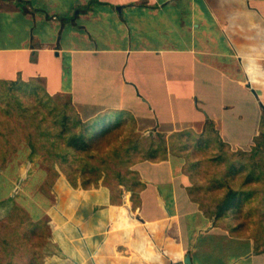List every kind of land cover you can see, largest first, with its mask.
<instances>
[{
	"label": "crops",
	"instance_id": "0c3cea01",
	"mask_svg": "<svg viewBox=\"0 0 264 264\" xmlns=\"http://www.w3.org/2000/svg\"><path fill=\"white\" fill-rule=\"evenodd\" d=\"M17 79L70 101L96 128L117 125L112 145H167L156 160L133 151L115 170L128 171L124 182L106 170L72 185L59 172L53 204L32 215L49 218L44 264H264V231L208 217L210 201L189 192L201 167L169 149L208 123L230 150L254 146L264 0H0V80Z\"/></svg>",
	"mask_w": 264,
	"mask_h": 264
},
{
	"label": "trees",
	"instance_id": "16d2710c",
	"mask_svg": "<svg viewBox=\"0 0 264 264\" xmlns=\"http://www.w3.org/2000/svg\"><path fill=\"white\" fill-rule=\"evenodd\" d=\"M115 130H118L117 125L96 128L93 121L82 120L70 101L55 99L36 81L0 80V166H3L7 155L19 139L30 144L32 152L27 145L19 143L10 157L16 154V158L23 160L27 155L32 158L33 153L50 154L72 185H77L78 180L83 186L97 183L102 172L107 170L104 165L108 159L114 161L118 158V167H128L134 161L133 151L141 155L142 159L156 160L166 156L167 145L164 140L158 144L132 146L126 143L112 147L110 138ZM178 135L180 139L185 140L182 143H171L169 149L173 154L182 153L186 158V167L192 172L199 171L203 161L202 157L194 160V154L203 153L205 149L211 154L207 158L209 161L214 164L223 163V169L212 176V181L209 182L211 184H203L195 179L189 192L196 200H202L201 194L210 201L201 203L202 206L207 205L204 211L208 217L227 222L226 226L231 230H240L243 224L237 221L236 225H232V221L243 216L246 202L256 198L258 194L261 195L260 202L264 201V186L257 184L253 188H246L253 181L259 183L264 180V113L260 120L259 133L254 140L255 144L250 151L230 150L211 123L206 125L201 134L185 131ZM41 162L46 170L38 171L45 176L52 161L48 157H41ZM7 165L3 173L6 171L9 174ZM17 169L18 166L13 169L14 174ZM126 172L116 171L117 180L124 182ZM21 174L22 180L25 172ZM237 175L242 180L238 186L233 182ZM27 177L28 175L23 181L28 180ZM11 187L9 183L7 189ZM214 189L222 190L221 194L215 195L216 193L212 192ZM249 210L253 214L255 211L259 213L260 221H264V208L262 212L258 208ZM14 212L18 217L15 233L21 236L24 240L22 244L27 249L26 264H44L40 247L51 235L47 221L41 219L32 224L27 213L15 205L7 215L10 223L13 222ZM34 214L35 217L39 215L35 211ZM26 224L30 225L28 229H25ZM22 226L25 230L20 233ZM8 239L0 236V242L11 249L21 245L19 237L14 242Z\"/></svg>",
	"mask_w": 264,
	"mask_h": 264
},
{
	"label": "rangeland",
	"instance_id": "374dc122",
	"mask_svg": "<svg viewBox=\"0 0 264 264\" xmlns=\"http://www.w3.org/2000/svg\"><path fill=\"white\" fill-rule=\"evenodd\" d=\"M23 143L27 145V147L30 148V151L32 152L30 144L26 143L22 139H19L16 143L15 147L19 144ZM113 147V145L111 144ZM14 149L10 152V154L7 155L3 166H0V236H5L6 238H9L8 240L11 241H17L18 237L19 239V246H17L14 249L9 248L4 243L0 242V264H26L25 256L27 254V249L24 244V240H22L21 236L16 235L15 231H17V220L18 217L16 216V213H13V222H9L7 219L8 213L13 209V206H19L22 208L28 215L30 221L32 224H36L37 222H34L32 220V215L38 212V214L42 215L46 212L48 209L47 207L53 204L54 202V183L58 177L59 172L61 170L59 167L54 163L52 157L50 154H39V153H33L32 158L31 156H26L25 159H18L16 158V154H13L12 157L11 154L13 153ZM250 151V150H249ZM195 154H199L203 159L202 165H201V171L204 175L199 177V182L203 184H211L209 183L210 180L212 181V176L216 174L217 172L221 171L223 169V163H212L207 158L210 155L208 152H198ZM0 154V163H1V157ZM41 157H48L50 159L51 165L49 169L46 172V175L39 174L40 171L38 170H46L43 166V163L41 162ZM199 157V156H196ZM115 158V157H114ZM9 160V161H8ZM119 159L115 158L114 161L112 159H108L104 166L107 168L108 174V180H117L115 170L117 169L116 161ZM8 163V165H7ZM1 165V164H0ZM9 174L4 169L6 168ZM18 166V169L16 173L14 174V168ZM22 172H25V176L28 175V180H24L25 176L22 178ZM7 174V175H6ZM39 175L38 177L34 178V182L31 181L32 177L35 175ZM18 177V178H17ZM36 179V180H35ZM12 181H15L14 187L7 189V185L9 183L12 185ZM242 180L240 179L239 175L234 177V184L238 186ZM28 183L30 184L31 189H28L26 192H20L19 190L24 187V185ZM213 183H215L213 181ZM258 186H264V180L262 182L256 183L255 181L251 182L246 187L253 188L255 185ZM261 184V185H259ZM43 186L41 189L40 186ZM218 189V188H217ZM8 193H7V191ZM40 191L42 192L40 194ZM222 190H216V192L213 191V193H216L215 195H220ZM7 193V194H5ZM38 197V198H37ZM205 196H202L200 194V198L204 201ZM261 195L258 194L256 198L250 199V201L246 202L244 206V214L243 216L238 219H234L232 222V225H236L237 221L241 222L243 224V227L240 229L244 232H249L251 234H261L264 231V221H260V214L255 211V213H251L249 209H255L258 208L262 212V208H264V201L260 202ZM25 203V205L22 202ZM250 213V214H249ZM19 215V214H18ZM44 216V215H43ZM42 220H49L48 216L41 218ZM40 219V220H41ZM48 223V221H47ZM227 222L223 221L222 225L225 226ZM25 229H28L30 227L29 224H26ZM227 227V226H226ZM24 227L22 226L19 229V232L22 233L24 230ZM263 239V237H261ZM23 241V242H21ZM264 242V240H263ZM23 243V244H22ZM42 248V254L44 256L45 251L48 249V241L40 247ZM13 253V254H12ZM44 258V257H43Z\"/></svg>",
	"mask_w": 264,
	"mask_h": 264
},
{
	"label": "water",
	"instance_id": "95a60500",
	"mask_svg": "<svg viewBox=\"0 0 264 264\" xmlns=\"http://www.w3.org/2000/svg\"><path fill=\"white\" fill-rule=\"evenodd\" d=\"M184 264H190V259L188 256L184 259Z\"/></svg>",
	"mask_w": 264,
	"mask_h": 264
},
{
	"label": "bare ground",
	"instance_id": "6f19581e",
	"mask_svg": "<svg viewBox=\"0 0 264 264\" xmlns=\"http://www.w3.org/2000/svg\"><path fill=\"white\" fill-rule=\"evenodd\" d=\"M182 180V179H181Z\"/></svg>",
	"mask_w": 264,
	"mask_h": 264
}]
</instances>
